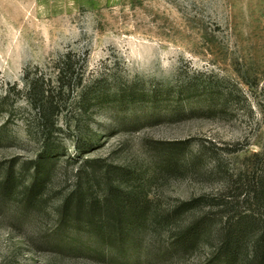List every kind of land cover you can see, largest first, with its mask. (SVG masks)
Here are the masks:
<instances>
[{
    "label": "rangeland",
    "instance_id": "obj_1",
    "mask_svg": "<svg viewBox=\"0 0 264 264\" xmlns=\"http://www.w3.org/2000/svg\"><path fill=\"white\" fill-rule=\"evenodd\" d=\"M59 64L83 82L59 93ZM48 80L57 88L28 94ZM52 103L50 154L39 123ZM78 187L84 208L65 210ZM115 192L139 224L127 256L126 218L103 202ZM198 223V241L172 251ZM241 229L253 255L264 237V0H0V264H210Z\"/></svg>",
    "mask_w": 264,
    "mask_h": 264
},
{
    "label": "trees",
    "instance_id": "obj_2",
    "mask_svg": "<svg viewBox=\"0 0 264 264\" xmlns=\"http://www.w3.org/2000/svg\"><path fill=\"white\" fill-rule=\"evenodd\" d=\"M51 82L52 80H48L47 84L45 83L46 85H44V83H37L34 81L30 82L28 94L34 95L36 88L42 87V88H49L50 90L57 88L56 85H54L55 87L54 88ZM57 82H58V86L60 87L59 93H62L63 90L72 91L75 84H80L83 82V78L79 76L78 78H76V81L74 82V75L72 71L66 69L65 65L59 64L58 70H57ZM46 92L47 91L45 89H42V94H45ZM33 103L34 105H37L35 101H33ZM58 109L59 107L53 105V103L50 107H47V106L44 107V105H41L40 107L41 122L39 123V127L42 130L41 132H42V135L45 141V146H44L45 152L48 153L49 151H51L49 152L50 154L52 153L53 149L51 146H49V140L51 139L55 131L58 129L57 122L55 120L56 111H58ZM47 162L48 160L43 161L42 165L40 164L36 166L37 175L34 178L33 187L38 188L43 185V177L45 179L48 176L49 171L47 173H44L45 171H42V172L40 171L42 170V168ZM91 176H93V183H91V185L93 186H91V188H93L94 186H98V185L100 186L101 181L98 179L97 174L91 173ZM12 179H13L12 174H8L6 176L7 184L5 187H7L10 184ZM112 191H113V188L111 190V193ZM84 196H85L84 191L82 190V188L78 187L77 190H75L71 194V196L65 199L64 204H63L64 209L66 210V208H73L76 211L82 210L85 205ZM103 199H104L103 202L105 201V204L107 205L108 203L109 204L113 203V209L116 210V212L114 211L116 216H119L120 218L121 217L126 218L125 226L120 225L118 229V234L121 237L120 238L121 250L127 256L129 248H122V247H124L128 242H130L131 238L136 235L137 233L136 231L138 229L137 226L139 225L136 222L134 223V219H130L131 216H128V210H129V206L132 200L130 197L126 200L125 198H123V194L118 193V192L113 193L112 196L110 194H105ZM139 210H142V209H139ZM105 215H107V213L104 214V216H102L104 223L101 224V226L96 231L101 239H104V233L107 229L106 224L109 219ZM92 218L94 220L95 217H92ZM246 226H249V225H246ZM202 229H203L202 223H198L194 225L192 228L188 230L184 238L185 242L184 243L181 242V248H178L177 245H174V246L172 245L171 246L172 251L182 252L184 250H187L188 243L194 244L195 242L198 241V237L203 231ZM244 231L245 229H241L240 232L237 231L238 233L233 234V236L229 239V241L224 247L226 248V250L224 252L223 258L215 259L219 256L218 254L220 253V251L218 253L217 251L216 252L214 251L213 256L209 259L208 262H210V264H264V237L262 236V240L260 244H258L257 250L253 252V255H251L249 251L242 250V237L245 235Z\"/></svg>",
    "mask_w": 264,
    "mask_h": 264
}]
</instances>
